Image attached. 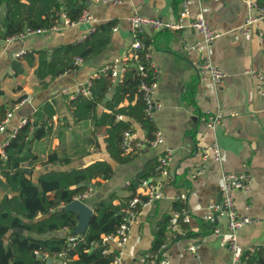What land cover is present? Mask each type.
I'll return each instance as SVG.
<instances>
[{
  "label": "crops",
  "instance_id": "1",
  "mask_svg": "<svg viewBox=\"0 0 264 264\" xmlns=\"http://www.w3.org/2000/svg\"><path fill=\"white\" fill-rule=\"evenodd\" d=\"M183 1H186L188 16L179 21L180 29L144 27L142 33L156 71L154 100L161 105L153 112L152 120L155 129L161 130L163 141L149 144L146 130L132 121V131L140 146L123 161H116L106 147L108 124L96 125L91 113L75 109L73 95L103 65L126 54L131 41L129 16L136 13L176 22ZM258 2L264 5V0ZM86 6L92 13L91 24L75 23L10 41L0 38V121L11 112L5 132H0V161L5 160L4 147L22 121L30 124L32 130L42 127L45 134L33 138L27 146L34 158L23 163L22 168H28L24 172L37 183L38 177L48 170H70L96 161L107 162L112 175L97 176L86 183L84 192L88 190V196L83 202L93 210L96 201L107 197L114 205L122 206L131 194L130 182L144 170L154 172L158 157L170 149V174L161 180L162 197L138 208L129 219L127 242L119 264H142L140 258L144 253L156 252L163 244L162 252L170 264H231L225 236L226 218L215 222L220 230V235H215L212 224L205 223L202 216L208 204L221 197L222 174L245 171L250 178L249 189L235 190L233 196L237 212L252 221L238 229L237 241L242 253L263 246L264 96L256 92V81L247 70L264 69V23H253L248 34L239 31L249 13L242 0H124L114 5L86 0ZM198 15L218 36L208 46L201 44L199 50L187 51L183 48L184 42L203 39L202 34L190 26V21ZM103 24L110 26L105 34V45L98 53L62 74L39 79L35 70L41 51L49 52L58 46L83 41L91 33V26L97 28ZM19 52L22 54L16 56ZM204 57L225 72L221 86L199 76L197 64ZM110 83L107 94L94 110L97 118L102 112H110L106 102L118 84ZM135 101L136 96L132 100L124 98L118 106ZM209 113L222 116L220 124L214 128L205 121ZM85 114L86 118L81 119ZM212 143L220 147L218 160L211 152L205 157L202 155L201 150ZM51 154H56V161H48ZM0 178L4 183L1 174ZM8 192L11 189L8 188ZM181 193L185 198L177 199ZM174 210L186 212L188 220H178L174 228L169 222L163 243L153 249L160 221L166 215L171 217ZM75 230L78 234L82 232L80 228ZM67 232L60 229L56 234ZM48 235L50 233L37 236ZM107 244L109 252L115 254L117 246L113 242ZM192 244L197 245L194 252L188 249ZM77 258L76 254L72 257ZM41 259L45 264H67V259L59 254L53 257L42 254Z\"/></svg>",
  "mask_w": 264,
  "mask_h": 264
},
{
  "label": "trees",
  "instance_id": "2",
  "mask_svg": "<svg viewBox=\"0 0 264 264\" xmlns=\"http://www.w3.org/2000/svg\"><path fill=\"white\" fill-rule=\"evenodd\" d=\"M85 7L86 0H0V38L14 35L25 27L48 29L59 21L61 11L70 21H75ZM109 26L99 25L83 41L58 46L49 52L41 51L36 75L39 79L46 75L55 77L76 67L73 64L75 55L86 59L98 53L105 45L104 38ZM145 68L152 72L148 64ZM140 78L141 72L137 68H127L123 81L116 84L111 98L106 102L110 112H102L99 118L94 110L111 86L108 76L101 74L92 78L90 94H78L72 100L75 109L80 108L94 116L96 125L108 124L107 151L119 162L133 152L125 154L121 147L123 132L133 130L132 121L146 130L149 139H152L155 130L153 120L144 111V101L138 91ZM135 96L134 104L118 106L124 98L132 100ZM76 113V110L73 111L74 116ZM118 115L125 116V119L117 118ZM83 118H86V114ZM44 134L42 127L32 130L30 124L24 123L4 147L6 158L0 161V174L11 192L0 189V264H45V260L41 259L42 254L53 257L61 252L66 253L67 264H110L115 254L104 251L108 244L101 241V235L115 232L122 220L121 208L135 195L141 180L156 176L155 168L154 172L142 171L130 182L128 188L131 194L122 206L114 205L110 197L96 201L92 205L93 213L87 226L78 234L75 231L77 213L62 205H67L75 196L83 193L87 188L86 183L92 178L110 177L111 167L105 161H96L82 168L48 170L34 183L22 171V167L23 163L34 158L27 146L33 138ZM56 160V154L48 156V161ZM64 161L66 159L61 160ZM81 182L83 184L78 185ZM39 215L41 217L37 218ZM169 219L170 216L166 215L160 221L153 249L163 243ZM60 229H67L68 232L56 234ZM45 233L50 235L37 236ZM69 235L75 237L73 242L67 240ZM75 254L78 258L72 259ZM248 262L264 264L263 247L249 253Z\"/></svg>",
  "mask_w": 264,
  "mask_h": 264
},
{
  "label": "built area",
  "instance_id": "3",
  "mask_svg": "<svg viewBox=\"0 0 264 264\" xmlns=\"http://www.w3.org/2000/svg\"><path fill=\"white\" fill-rule=\"evenodd\" d=\"M95 3L102 4H120L124 0H92ZM247 10L249 11L244 23L240 26L239 31L244 34H248L250 26L255 22L264 23V5L260 4L258 0H242ZM188 16L186 1H183L182 10L179 13V20L176 22L164 21L155 17H147L138 14H132L129 16V29L131 35V41L126 54L122 58H115L111 62L103 65L90 79L82 83L75 91L73 96L78 94H83L88 96L90 94L91 79L100 76L101 74L109 77L112 83H120L124 79L125 72L129 67H135L141 72V78L138 85V91L140 92L142 99L144 101V111L146 115L152 119L153 112L160 109L161 105L154 100V93L157 86L156 81V71L154 64L151 59V51L149 46L145 43L142 33L144 27H151L155 30L161 29H180L182 24L179 22L183 17ZM92 13L89 7H85L80 16L75 21H70L64 11L60 12L59 21L52 27L45 28H28L25 27L22 31L8 36L5 38L10 41L14 38H25L34 34H39L42 32H48L51 30H58L62 27H67L75 23H92ZM190 26L197 29L203 36L201 42L188 43L184 42L183 48L187 51H195L201 48V44L208 46L211 42L218 36V34L212 31L206 20L198 15L192 21H190ZM95 30L94 26L89 28V32ZM22 52L16 53L18 56ZM83 62L81 56H76L73 60L74 65H78ZM148 67L152 68V72L145 68L146 64ZM198 74L203 79H211L212 82L218 86H221L224 82L226 76L223 70L219 69L208 57H204L197 64ZM247 73L253 77L256 81V92L259 95L264 96V69L249 68ZM11 116V112H7L6 117L0 121V132H5V125ZM122 115H118L117 118H121ZM207 125L214 128L220 124L222 116L220 113L207 114L205 117ZM203 118V119H204ZM25 121H22L17 128H20ZM47 123V125H49ZM16 131L12 132L11 136H14ZM162 133L161 130L155 129L152 139H148V143L151 145H157L162 143ZM140 146V141L136 138L135 133L131 129H127L123 132L121 147L125 154L130 153L135 150V148ZM202 155L205 157L207 152H211L213 158L218 160L220 158V147L216 143H212L201 150ZM172 160V153L170 149H167L162 153L158 159L155 166L157 172L153 179H143L141 180L135 195L130 197L126 203V206L122 209V220L117 226L115 232L111 234H102V242H113L117 246V252L110 264H119L127 242V231L129 225V219L137 212L138 208L152 204L153 202L159 200L162 197L161 190V180L167 178L170 174L169 164ZM200 172V171H198ZM250 178L249 174L245 171L239 172H224L222 174V183L220 187L221 197L218 200H214L208 204L206 212L202 216V220L207 224H212L213 232L215 235H220V230L215 226V222L219 219L226 218L227 223V233L226 241L227 248L231 252V264H249L248 254L253 253L255 249H251L246 253H242L240 246L237 241V231L243 225L250 223L252 220L248 216L241 215L237 212L235 208L233 193L235 190L247 191L249 189ZM88 196V190L79 194L75 199L84 201ZM185 198V194L181 193L177 196V199ZM188 215L184 211L174 210L169 222L172 228L178 220L187 221ZM67 240L73 242L75 240L74 236H68ZM165 245L163 244L156 252H146L141 256L142 264H170L167 257L162 250ZM263 247L264 254V245ZM197 248L196 244L188 246L190 251H195ZM105 252H109V249H105ZM60 256L66 257L65 252L59 253Z\"/></svg>",
  "mask_w": 264,
  "mask_h": 264
},
{
  "label": "water",
  "instance_id": "4",
  "mask_svg": "<svg viewBox=\"0 0 264 264\" xmlns=\"http://www.w3.org/2000/svg\"><path fill=\"white\" fill-rule=\"evenodd\" d=\"M22 171L27 172L28 168H22ZM173 174V172L171 173V175ZM0 188H2V190H7V185L6 183L1 180L0 178ZM66 209H69L71 211H74L77 213V224L75 226V228H80L82 231L85 229V227L87 226L90 217L93 213V210L86 205L85 202H82L80 200L74 199L71 202H69L66 206H64ZM76 231V230H75Z\"/></svg>",
  "mask_w": 264,
  "mask_h": 264
}]
</instances>
